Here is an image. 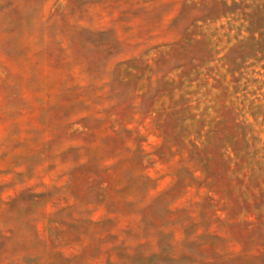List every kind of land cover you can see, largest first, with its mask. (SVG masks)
Wrapping results in <instances>:
<instances>
[{"label":"rangeland","instance_id":"rangeland-1","mask_svg":"<svg viewBox=\"0 0 264 264\" xmlns=\"http://www.w3.org/2000/svg\"><path fill=\"white\" fill-rule=\"evenodd\" d=\"M233 1L0 0V264H264V0Z\"/></svg>","mask_w":264,"mask_h":264},{"label":"trees","instance_id":"trees-1","mask_svg":"<svg viewBox=\"0 0 264 264\" xmlns=\"http://www.w3.org/2000/svg\"><path fill=\"white\" fill-rule=\"evenodd\" d=\"M230 5H232V6H239V3H237V2H235V1H233L232 0V3L230 4ZM128 63H130L129 62V59L128 60H121V61H117L116 63H115V67L113 68V71H114V69L116 70L118 67H120V66H122V65H126V64H128ZM153 113H154V115H155V111H152ZM155 119H156V117H155ZM115 136V135H114ZM179 143V142H178ZM180 144V143H179ZM188 144V149L186 148V147H184V149L186 148V151H187V153L189 154V158H191V159H195L196 161L198 160V162H199V167L202 169L201 171L204 173V175H205V179L207 178V177H209V178H215V176H217L218 174H221V169H217L216 167H214V168H211L210 169V167L211 166H209L208 165V162H205L204 161V158H203V155H202V152L206 149V146L207 145H209L210 143L207 141V140H202V141H200L199 142V144H197V142L196 141H191V140H188L187 141V143L185 144V146ZM182 144H180V146H181ZM122 148L123 149H126V147L125 146H123L122 145ZM204 149V150H203ZM126 162V161H125ZM118 163V162H117ZM115 162H113V163H110V164H103L99 169H102L103 170V172H105V173H108V171L111 169V172L110 173H108L107 174V179H108V177H110V175L112 174V172H115V169H116V167H115ZM80 166H82V165H80ZM217 169V170H216ZM221 170V171H220ZM214 171V172H213ZM208 179V178H207ZM111 205H114V206H116V205H118V203H116V202H113L112 201V204ZM63 209H65V207L63 208ZM113 213L114 212H120V211H116V210H114V211H112ZM107 218V217H106ZM103 219V220H108V221H112V219H110V218H107V219ZM89 220H91V219H89ZM90 222H92V223H95L96 221L94 220H91Z\"/></svg>","mask_w":264,"mask_h":264}]
</instances>
